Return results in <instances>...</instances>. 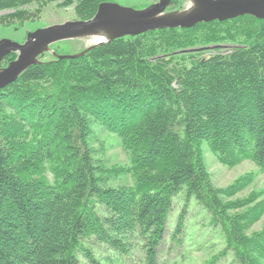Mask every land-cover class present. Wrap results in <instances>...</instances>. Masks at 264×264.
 <instances>
[{"label": "trees", "instance_id": "16d2710c", "mask_svg": "<svg viewBox=\"0 0 264 264\" xmlns=\"http://www.w3.org/2000/svg\"><path fill=\"white\" fill-rule=\"evenodd\" d=\"M36 1L56 0H0V11H11L0 22L31 19L24 7ZM104 1L77 0V19L92 18ZM225 45L207 57L185 53ZM16 57L10 53L2 66ZM43 57L0 89V264H80L79 254L104 264L84 243L90 237L116 259L138 246L146 264H158L167 215L183 186L187 202L195 197L221 226L225 250L239 264H264V228L247 233L264 214L263 191L226 200L254 174L217 188L202 150L207 142L222 163L250 159L264 172V19L148 31L74 59ZM95 123L121 139L126 166L96 161ZM102 172L130 173L134 181L109 186Z\"/></svg>", "mask_w": 264, "mask_h": 264}, {"label": "rangeland", "instance_id": "374dc122", "mask_svg": "<svg viewBox=\"0 0 264 264\" xmlns=\"http://www.w3.org/2000/svg\"><path fill=\"white\" fill-rule=\"evenodd\" d=\"M122 6L139 8L143 5H150L158 0H110ZM65 0L47 1L44 6L41 1H36L24 8L34 12V16L28 20H13L10 23L0 22V39L9 38L17 42H24L27 34L36 29L45 28L53 24L63 23L68 20L77 19L76 2L65 5ZM181 8L170 5L167 11L178 10L189 6V1L184 0ZM38 9H40L38 11ZM11 11H0V16L9 14ZM8 21V20H5ZM95 43L93 37L76 38L59 41L51 45V49L60 55L74 54ZM210 46L200 51H186L197 57H207L218 51ZM49 52L44 54L43 59H50ZM40 60V57H39ZM2 66V65H1ZM6 66V65H5ZM3 67V66H2ZM91 138L94 150V158L105 167L112 168L126 166L129 163V153L123 147L121 139L114 133L105 130L100 124L93 126ZM203 156L207 170L211 176L213 185L217 188H225L236 179L246 173H253V181L242 191L226 200H235L249 196L254 191H263L259 200L264 199V172L250 159L229 166L220 161L217 155L210 149L207 142L202 145ZM107 172L100 174L101 182L120 187L130 185L134 178L132 174H116L108 177ZM51 177V175H50ZM52 178V177H51ZM103 180V181H102ZM186 207L184 224L178 235L174 236L179 215ZM211 213L195 197L187 202L186 187L173 197L172 207L167 215L164 238L158 248V264H239L232 251H226V239L221 226L211 222ZM264 228V214L254 223L248 235L260 232ZM84 243L91 248L97 258L104 264H146L144 253L140 247L135 246L126 256L116 259L117 252L106 244L99 242L95 237L84 239ZM119 256V255H118ZM115 260H112V258ZM80 264H90L82 254H79Z\"/></svg>", "mask_w": 264, "mask_h": 264}, {"label": "water", "instance_id": "95a60500", "mask_svg": "<svg viewBox=\"0 0 264 264\" xmlns=\"http://www.w3.org/2000/svg\"><path fill=\"white\" fill-rule=\"evenodd\" d=\"M173 0H158L143 8L122 6L112 1L101 2L95 15L88 20L73 19L36 29L24 42L0 39V89L11 84L29 66L39 63V57L50 52L56 59H74L96 46L125 36H137L148 31L191 28L199 23L226 21L244 15L264 19V0H188L189 6L167 11ZM101 37L84 50L60 55L51 49L59 41ZM17 57L1 66L10 53Z\"/></svg>", "mask_w": 264, "mask_h": 264}, {"label": "bare ground", "instance_id": "6f19581e", "mask_svg": "<svg viewBox=\"0 0 264 264\" xmlns=\"http://www.w3.org/2000/svg\"><path fill=\"white\" fill-rule=\"evenodd\" d=\"M172 2H173V1H172ZM171 5H172V4H171ZM100 38H101V37H97V36H96V37L94 38L95 42H96L97 40H100Z\"/></svg>", "mask_w": 264, "mask_h": 264}]
</instances>
